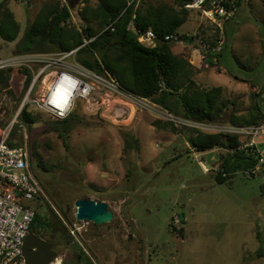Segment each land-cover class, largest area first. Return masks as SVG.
I'll return each instance as SVG.
<instances>
[{
  "label": "rangeland",
  "instance_id": "obj_1",
  "mask_svg": "<svg viewBox=\"0 0 264 264\" xmlns=\"http://www.w3.org/2000/svg\"><path fill=\"white\" fill-rule=\"evenodd\" d=\"M88 1L91 6L98 2ZM139 1L172 3V0ZM4 3L19 22L20 32L13 42L0 38V61L7 64L5 68L26 67L32 80L16 106L7 93L0 96V106L8 108L7 114L0 112V121L11 123L23 99L34 117L49 119L41 106L56 72L47 68L39 74L43 63L32 58L37 53L15 54L14 47L27 24L46 3L66 4L71 13V27L80 29L85 24L81 16L86 2L4 0ZM90 24L98 27L96 21ZM177 30L180 34L206 38L216 31L197 9H189L187 20ZM225 35L226 44L220 55L209 56L206 67L197 71L199 64L192 63L196 57L192 62L188 59L195 69L193 79L200 87L205 90L221 87L216 106L225 101L224 114L210 122L218 126L228 123L224 120L230 112L246 116L254 101L264 115V90L255 97L248 86L264 87V0H240L234 16L225 22ZM190 44L191 51L172 42L173 52L190 55L198 42L193 39ZM204 64L201 62L200 67ZM74 106L89 124L71 132L67 148L55 133L45 131L41 121L40 127L30 131L24 125L18 126L10 136L11 141L28 150L30 144L38 142L37 159L43 166L51 167V171L41 173L33 159V173L45 184L52 183L53 193L63 197L73 194L72 189H81L87 190L91 199L108 194L102 197L115 216L101 226L77 221L75 200L68 201L67 230L71 234L75 225L81 228L71 234L73 241L69 243L61 226L53 233L54 250L62 256L63 264L87 262L79 261L74 243L79 244L93 264H264V174L250 176L246 169H240L217 182L216 155L208 164L206 153L196 151L187 141L190 129L208 133L209 125L202 130L191 120L186 124L185 119L170 114L175 118L171 117L148 99H134L98 83L87 98L76 99ZM171 119L176 126L184 127L177 134L164 125ZM7 124L0 126V133ZM123 132L138 138L137 152L123 151ZM42 195L31 205L42 211L48 201L57 210L55 202ZM66 203L61 201L63 207ZM174 215L180 217L179 224L173 225ZM41 232L43 238H49Z\"/></svg>",
  "mask_w": 264,
  "mask_h": 264
},
{
  "label": "trees",
  "instance_id": "obj_2",
  "mask_svg": "<svg viewBox=\"0 0 264 264\" xmlns=\"http://www.w3.org/2000/svg\"><path fill=\"white\" fill-rule=\"evenodd\" d=\"M84 1L86 4L82 9L81 18L85 24L80 29L71 27V13L66 4L47 5L46 3L33 20L27 24L21 38L15 44L14 53H53L68 51L81 45L76 51V60L96 73L113 78L123 91L148 99L169 114L182 119L213 122L223 117L225 101L221 99V106H216L220 100L221 87H211L208 90L200 87L193 79L195 69L188 61L189 52L187 56L174 53L172 42L164 39L167 34L178 33L177 29L187 20L189 9L185 5L191 3L192 0H172V3L158 4H143L139 0H98L95 6L89 5L88 0ZM239 1L235 0L237 7ZM95 21L98 27H93L90 24ZM223 28L225 35V23ZM148 30H151L155 35L153 46H148L138 40V36L144 35ZM19 32V22L5 6L4 0H0V38L4 42H13ZM181 36L187 41L197 38L196 35L182 34ZM85 40H87L86 43H84ZM221 51L217 54L206 52V61L211 55L218 57ZM199 69L198 66L196 70ZM31 80L32 74L24 66L0 69V96L7 93L16 106L24 97ZM248 86L252 88L255 97L264 90V87L258 88L254 84ZM0 112L7 114L8 108L1 105ZM47 118L49 119H37L25 104L18 112L17 121L12 129L13 134L21 125H24L29 131L40 127V125L45 126V131L55 133L67 148L71 132L78 126L87 127L89 124L75 106L62 119H50L48 115ZM263 120L264 115L257 102L254 101L246 116L230 112L224 121L238 125H253ZM6 124L7 122L0 121V126ZM164 125L176 134L184 128L183 125L176 126L170 120H167ZM190 130L192 133L187 136V141L193 145L196 151L213 152V155H216L218 170L215 179L217 182H223L237 170L247 169L255 163L253 158L239 148L243 141L240 136ZM122 134L123 151L137 152L140 148L138 138L130 132ZM9 143L16 144L11 140ZM37 145V141L29 145L32 173L34 170L31 164L33 159L41 173H49L51 167L43 166L37 159L39 157L36 150ZM34 175L42 188V193L37 194L35 199L42 198L44 193L46 197L55 202L59 212L48 201L42 211H38L31 205L34 217L29 232L43 238L41 231H44L49 236L46 240L54 248L55 241L52 236L57 227L61 226L64 229L67 243L72 242L73 237L66 227V223H70L69 202L70 199L72 201L79 198L89 199L88 191L72 189L70 193L73 194L61 197L53 193L52 183L45 184L37 174ZM102 196L108 197V194L99 195L94 200L106 201ZM61 201L67 202L65 207L62 206ZM110 210L114 217L115 213L112 209ZM173 225L175 224L173 223ZM182 230V228L178 230L180 234ZM74 246L78 249L79 261L85 262L86 259L89 264H93L78 243H74Z\"/></svg>",
  "mask_w": 264,
  "mask_h": 264
},
{
  "label": "built area",
  "instance_id": "obj_3",
  "mask_svg": "<svg viewBox=\"0 0 264 264\" xmlns=\"http://www.w3.org/2000/svg\"><path fill=\"white\" fill-rule=\"evenodd\" d=\"M185 7L197 9L207 20L211 21L214 26L213 31L216 29L209 38L199 36L195 39L198 46L192 49L188 59L192 62L193 57H196L192 63H198L200 66L201 62L206 63V52L217 54L224 48L226 44L223 31L224 23L234 16L237 9L236 2L235 0H192ZM181 35L180 33H170L165 35L164 39L179 43L184 50L189 49L192 44ZM186 36H189V34H186ZM154 37V33L148 30L144 35H139L138 40L141 42L149 41L146 44L153 46ZM86 42L87 40L84 41V43ZM80 46L68 51L37 53L32 56L34 61L43 63V68L39 71V74L46 71L47 68H52L56 72L55 80L41 106L46 115L53 119L66 117L72 110L75 100L87 98L94 91L96 83L104 85L107 89H112L115 92L120 93L122 91L134 99L141 98L123 91L113 78L96 73L81 65L75 58L76 51ZM189 50L191 51V49ZM195 53H197L196 56ZM6 66L7 64L0 61V69ZM34 81L35 78H33ZM59 84H64L65 88L71 89L70 95L62 105L50 98L52 90ZM25 101L26 99H23L22 106ZM17 115L18 113L0 133V264H25L21 245L24 237L29 232L34 217L31 202L37 194L42 193L41 185L31 170L29 150L22 145L9 143L13 125L17 121ZM188 121L185 119L184 123L188 124ZM192 122L202 130L205 129L206 125H209L211 130L208 133L240 136L243 141L239 148L255 160V163L246 169V173L250 176H254L258 172L264 174V120L253 125L226 123L220 126L213 125L210 122ZM204 132L206 131L204 130ZM205 169L207 170V168ZM173 223L175 225L180 223L178 215L173 216ZM80 228V226L75 225L71 228V234H74V231H78ZM50 264H63L62 256L57 254Z\"/></svg>",
  "mask_w": 264,
  "mask_h": 264
},
{
  "label": "water",
  "instance_id": "obj_4",
  "mask_svg": "<svg viewBox=\"0 0 264 264\" xmlns=\"http://www.w3.org/2000/svg\"><path fill=\"white\" fill-rule=\"evenodd\" d=\"M212 156L213 152L206 153L208 164L211 162ZM74 207L77 221L92 222L101 226L113 219V213L106 201L79 198L75 200ZM21 249L25 264H50L57 256V252L49 241L32 232H28L24 237Z\"/></svg>",
  "mask_w": 264,
  "mask_h": 264
},
{
  "label": "bare ground",
  "instance_id": "obj_5",
  "mask_svg": "<svg viewBox=\"0 0 264 264\" xmlns=\"http://www.w3.org/2000/svg\"><path fill=\"white\" fill-rule=\"evenodd\" d=\"M70 93L71 89L65 88L64 84H59L52 90L50 98H52L53 101H56L59 105H62L66 102Z\"/></svg>",
  "mask_w": 264,
  "mask_h": 264
},
{
  "label": "crops",
  "instance_id": "obj_6",
  "mask_svg": "<svg viewBox=\"0 0 264 264\" xmlns=\"http://www.w3.org/2000/svg\"><path fill=\"white\" fill-rule=\"evenodd\" d=\"M206 66H207V64L205 63L203 66H201V67L199 66V68L202 69V68H204ZM213 68H214V66H213Z\"/></svg>",
  "mask_w": 264,
  "mask_h": 264
}]
</instances>
